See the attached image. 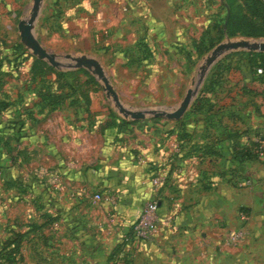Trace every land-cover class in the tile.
Segmentation results:
<instances>
[{
    "label": "rangeland",
    "instance_id": "rangeland-1",
    "mask_svg": "<svg viewBox=\"0 0 264 264\" xmlns=\"http://www.w3.org/2000/svg\"><path fill=\"white\" fill-rule=\"evenodd\" d=\"M64 1L40 0L38 14L32 23L34 35L58 61L53 64L32 52L31 46L20 36L18 23L28 18L32 0H0V126L11 118H22L25 123L34 119L37 110L33 106L36 105L47 112L57 110L72 116L73 123L86 117L88 125L103 124L101 120H109L112 116L136 153L147 156L150 143L154 150L164 148L163 159L174 165L177 154L172 153L171 148L175 150L174 146L184 144L191 150L194 144V154L204 164L200 180L205 189L211 186L206 184V178L212 173L216 177V191L221 190L220 180L225 178L233 185L249 181L237 170L226 169L228 163L221 152L230 143L238 145L239 142L233 136L224 139L227 132L251 135L247 145L254 151L262 149L258 145L261 131L254 122L260 111L258 99L263 95L249 85L258 64L247 59L250 49L246 47L224 50L209 63H206V56L220 41L264 39V9L247 11L245 6L251 7L250 0H228L238 19L233 34L226 33L225 26L219 29L220 16L213 26L202 31L197 42L175 44V52L163 53L166 49L160 44L149 46L141 39L133 44L112 41L109 39L111 29L99 31L89 44L84 41L85 36L80 41L79 32L70 33L64 27L68 20ZM242 14L253 19L239 22L245 17ZM115 51L125 56L119 58ZM17 52L15 58L9 57ZM67 54L96 57L114 88L117 87L121 103L132 109H145V115L140 118L123 116L113 99L105 94L102 80L87 67L75 66L74 59ZM194 85L197 89L181 116L168 118L152 112L153 109L175 108L186 89ZM26 127L30 126L24 127L27 131ZM15 137V134H0V236L15 218L24 231L23 257L12 264H194L196 247L188 238L179 247L175 243H159L150 248L148 243H154L155 239L150 242L136 240L130 233L132 222L121 231L116 230L113 236L100 235L96 240L95 235H84L85 229L79 226L75 216L70 222L72 225L64 221L62 213H55L57 217L51 219L53 211L50 210L55 209L49 206L47 190L37 192L28 184H16L15 176L17 166L24 168L25 178L35 179L40 187H46L47 177L35 175L34 171L35 162L39 160L44 164L46 159L40 155L33 162L30 153L27 156L17 148ZM208 144L215 146L214 151H217L211 173L205 165ZM156 174L161 180V173ZM6 194H15V197L5 199ZM192 205L191 201L185 202L183 210L187 212ZM219 205L222 207L223 203ZM183 224L190 230L193 228L189 221ZM155 250H159L157 255Z\"/></svg>",
    "mask_w": 264,
    "mask_h": 264
},
{
    "label": "crops",
    "instance_id": "crops-1",
    "mask_svg": "<svg viewBox=\"0 0 264 264\" xmlns=\"http://www.w3.org/2000/svg\"><path fill=\"white\" fill-rule=\"evenodd\" d=\"M63 3L68 12L64 27L70 33L79 32L80 41L85 36L84 41L89 44L99 31L111 29L112 41L133 44L141 39L149 46L160 44L166 49L163 53L175 52V44L197 42L205 28L228 13L226 0H65ZM17 54L9 57L15 58ZM117 54L119 58L125 56ZM249 85L263 95H259L260 111L254 122L261 131L258 145L262 149L257 157L239 161L231 153L246 146L251 135L227 132L224 139L233 136L239 142L230 143L221 152L228 163L226 169L237 170L249 181L233 185L225 178L220 180L221 190L216 191V177L212 173L206 178V184L211 186L205 189L200 180L204 164L194 154V144L191 150L184 144L174 146L175 150L171 148L177 154L173 165L163 159L164 148L154 150L150 143L147 156L146 151L144 155L136 153L124 137L126 133L113 124L112 117L101 120L103 124L88 125L86 117L73 123L72 116L57 110L47 112L32 104L37 110L35 118L26 120L24 126L30 127L22 131L17 148L27 156L30 153L33 162L40 155L45 157L46 163L35 162L34 171L35 175L47 177V186L42 188L39 181L25 178L24 168L18 166L16 184H28L37 192L47 190L49 206L55 209L50 210L51 215L62 213L69 225L75 216L79 226L85 229L84 235H95L96 240L100 235L113 236L116 230L121 231L134 220L142 203L155 197L158 229L147 240L155 239L154 243H148L150 248L159 243H175L179 247L188 238L196 247L194 264H264V72L255 73ZM3 134L12 135L6 131ZM207 146L205 165L211 173L217 151L215 146ZM156 172L161 173L162 179L153 186L151 177ZM95 192L101 194L99 199L94 198ZM6 197L11 199L15 194ZM188 201L194 205L185 212L183 204ZM240 212L245 216L239 215ZM187 221L193 225L191 230L183 224ZM158 251L155 250V255Z\"/></svg>",
    "mask_w": 264,
    "mask_h": 264
},
{
    "label": "water",
    "instance_id": "water-1",
    "mask_svg": "<svg viewBox=\"0 0 264 264\" xmlns=\"http://www.w3.org/2000/svg\"><path fill=\"white\" fill-rule=\"evenodd\" d=\"M40 0H32V5L30 8L29 16L25 21H19L18 28L20 29V36L24 41L31 46L32 52L37 53L40 57L47 58L53 64H57L58 61L54 58V54L47 51L39 42L37 37L33 33L32 23L36 18L39 10ZM226 24V18L224 20L223 26ZM238 47H246L250 50H261L264 51V39L259 40H249L246 38L230 39L226 41H220L215 44L210 54L206 56V63L211 62L219 53L228 49H235ZM68 57L74 59L75 66H85L95 73L103 82L102 87L105 90V94L110 96L118 110L123 114V116H130L132 118H140L145 115V109H132L123 105L119 99V95L110 82L107 74L105 73L103 66L99 60L91 55H71L67 54ZM201 67V71L203 70ZM197 86L188 87L177 104V106L171 110L168 109H153L152 112L155 115H163L168 118H177L182 115L187 105L189 104Z\"/></svg>",
    "mask_w": 264,
    "mask_h": 264
},
{
    "label": "trees",
    "instance_id": "trees-1",
    "mask_svg": "<svg viewBox=\"0 0 264 264\" xmlns=\"http://www.w3.org/2000/svg\"><path fill=\"white\" fill-rule=\"evenodd\" d=\"M228 0H226L227 2ZM250 3L252 4L251 7L249 5L245 6V10L247 11H260L264 9V0H250ZM226 7L228 8V13L225 12L222 16V23L223 20L226 18V24L224 27V31L226 33L233 34L235 32V25H237L238 19H236V14L233 11L232 6L227 2ZM243 17L240 21L248 22L253 19L251 16H247L246 14H242ZM250 15V14H249ZM221 23L220 30H223V25ZM262 31V30H261ZM244 32V31H243ZM248 33V32H244ZM261 32L255 34H260ZM248 57L247 59L251 61L252 63L258 64L257 66H263L264 67V51L261 50H248ZM256 66V67H257ZM262 75V74H261ZM112 117V116H111ZM116 118L112 117L111 120L113 124H116ZM123 119V118H122ZM124 120V119H123ZM25 122L23 119H10L5 121L0 126V134H3L5 131L10 132L12 134H15V140L18 141L19 137L22 136V131L24 130ZM228 131V129L226 130ZM229 133V132H228ZM254 146L257 144L255 142H252ZM261 149L255 150L253 147H250L248 145L241 147L240 149L233 150V156L237 160L241 161L243 159H251L257 157ZM51 219H55L56 215H51ZM19 223L16 221V218L13 220V224L6 227L5 232L0 236V264H12L14 262H17L22 259V251H21V245L22 240L24 237V231L19 228ZM111 254L109 256L105 257V260L110 258Z\"/></svg>",
    "mask_w": 264,
    "mask_h": 264
},
{
    "label": "built area",
    "instance_id": "built-area-1",
    "mask_svg": "<svg viewBox=\"0 0 264 264\" xmlns=\"http://www.w3.org/2000/svg\"><path fill=\"white\" fill-rule=\"evenodd\" d=\"M256 71L259 73L264 72L263 66H257ZM159 175H153L151 177V184L153 186L158 185L160 181ZM101 194L99 192L94 193V198L99 199ZM157 199L155 197L148 198L145 200L137 216L131 223L130 233L131 235L139 241H146L151 239L157 232L158 229V216H157ZM241 216L244 217V213H241Z\"/></svg>",
    "mask_w": 264,
    "mask_h": 264
}]
</instances>
